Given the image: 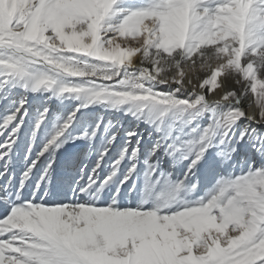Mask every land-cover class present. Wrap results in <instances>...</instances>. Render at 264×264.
Masks as SVG:
<instances>
[{"label": "snow or ice", "instance_id": "1", "mask_svg": "<svg viewBox=\"0 0 264 264\" xmlns=\"http://www.w3.org/2000/svg\"><path fill=\"white\" fill-rule=\"evenodd\" d=\"M0 264H264V0H0Z\"/></svg>", "mask_w": 264, "mask_h": 264}]
</instances>
